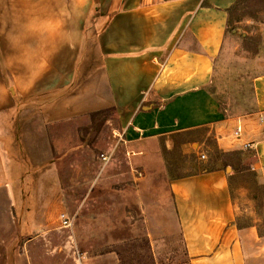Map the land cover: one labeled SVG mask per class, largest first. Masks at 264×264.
Masks as SVG:
<instances>
[{
    "label": "crops",
    "instance_id": "crops-1",
    "mask_svg": "<svg viewBox=\"0 0 264 264\" xmlns=\"http://www.w3.org/2000/svg\"><path fill=\"white\" fill-rule=\"evenodd\" d=\"M237 1L80 0L77 14L73 0H0V190L19 227L10 252L22 255L6 264H38L24 255L39 250V229L62 200L50 139L4 132L27 101L46 126L112 110L118 132L134 146L206 128L220 151H239L264 184V68L252 75L251 104L242 112L225 109L210 90ZM25 13L38 17L40 32L53 27L47 18L72 13L73 44L52 46L39 79V66L26 76L5 39ZM237 124L240 141L232 138ZM242 142L251 148L241 149ZM38 147L45 157L34 156ZM170 190L190 264H264V235L238 224L223 168L172 180Z\"/></svg>",
    "mask_w": 264,
    "mask_h": 264
},
{
    "label": "rangeland",
    "instance_id": "rangeland-1",
    "mask_svg": "<svg viewBox=\"0 0 264 264\" xmlns=\"http://www.w3.org/2000/svg\"><path fill=\"white\" fill-rule=\"evenodd\" d=\"M227 31L210 90L225 109L242 112L251 104L250 79L264 68V0H238ZM4 132L32 140L48 137L53 154L48 157L54 159L62 189L60 205L39 229L44 231L36 241L39 250L25 259L38 264H190L170 184L216 167L227 173L238 224L255 225L264 235V184L240 153L220 151L206 128L175 135L168 143L160 139L134 146L118 132L112 110L46 126L41 111L27 101L14 110ZM40 149L34 156L43 158ZM61 210L71 220L69 227L59 226ZM18 228L0 190V264L22 259L10 252Z\"/></svg>",
    "mask_w": 264,
    "mask_h": 264
},
{
    "label": "clouds",
    "instance_id": "clouds-1",
    "mask_svg": "<svg viewBox=\"0 0 264 264\" xmlns=\"http://www.w3.org/2000/svg\"><path fill=\"white\" fill-rule=\"evenodd\" d=\"M79 2L80 0H73V13L78 14L76 6ZM71 14H68V19H65L64 13L47 18L45 22L53 27L43 32L34 27L38 17L33 13H25L15 19L14 27L5 39L15 54V62L22 66L26 76H32L34 66H39L40 69L37 79L46 73L53 45L71 46L73 44L75 37L69 25Z\"/></svg>",
    "mask_w": 264,
    "mask_h": 264
},
{
    "label": "built area",
    "instance_id": "built-area-1",
    "mask_svg": "<svg viewBox=\"0 0 264 264\" xmlns=\"http://www.w3.org/2000/svg\"><path fill=\"white\" fill-rule=\"evenodd\" d=\"M241 136H242V128L240 124H237L232 131V138L240 141ZM250 148H251L250 142H242L241 149L248 150ZM58 220L60 227H69L71 225V220L65 212H60L58 214Z\"/></svg>",
    "mask_w": 264,
    "mask_h": 264
},
{
    "label": "trees",
    "instance_id": "trees-1",
    "mask_svg": "<svg viewBox=\"0 0 264 264\" xmlns=\"http://www.w3.org/2000/svg\"><path fill=\"white\" fill-rule=\"evenodd\" d=\"M225 154H229L230 156H237L240 152L239 151H230V152H224ZM249 167V166H248ZM247 167V168H248Z\"/></svg>",
    "mask_w": 264,
    "mask_h": 264
}]
</instances>
